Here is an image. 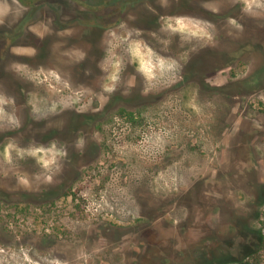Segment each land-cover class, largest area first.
Wrapping results in <instances>:
<instances>
[{"label":"rangeland","instance_id":"374dc122","mask_svg":"<svg viewBox=\"0 0 264 264\" xmlns=\"http://www.w3.org/2000/svg\"><path fill=\"white\" fill-rule=\"evenodd\" d=\"M0 43V264L246 252L264 0H0Z\"/></svg>","mask_w":264,"mask_h":264},{"label":"trees","instance_id":"16d2710c","mask_svg":"<svg viewBox=\"0 0 264 264\" xmlns=\"http://www.w3.org/2000/svg\"><path fill=\"white\" fill-rule=\"evenodd\" d=\"M264 203V195L258 198V207ZM263 206V205H262ZM259 211V208H258ZM260 224V225H259ZM237 235L241 241L239 245L246 248L244 254L232 255L230 252H224L213 260L214 263L223 264L231 257V261L239 264H264V219L245 217L239 220L235 226ZM250 241V242H249ZM213 264V263H212Z\"/></svg>","mask_w":264,"mask_h":264},{"label":"flooded vegetation","instance_id":"af4514ba","mask_svg":"<svg viewBox=\"0 0 264 264\" xmlns=\"http://www.w3.org/2000/svg\"><path fill=\"white\" fill-rule=\"evenodd\" d=\"M5 43V40L4 41H2V43ZM2 43H0V48H2L3 46L1 45ZM7 139V137H0V145L1 144H5V140ZM2 147V146H1ZM4 147V146H3ZM2 159V156H1V153H0V160ZM16 163V162H15ZM15 163H11V164H8V165H6V166H17V165H15ZM21 165V164H20ZM13 169H15V167H12V171H13ZM1 171H9L8 169H5V168H2V165H1V163H0V172ZM8 173V172H7ZM7 173H6V175H7ZM13 173V172H12Z\"/></svg>","mask_w":264,"mask_h":264}]
</instances>
